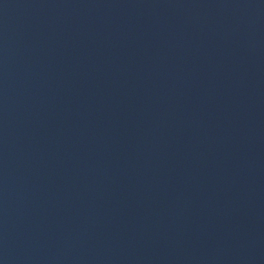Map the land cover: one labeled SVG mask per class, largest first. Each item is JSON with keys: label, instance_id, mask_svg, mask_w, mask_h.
I'll list each match as a JSON object with an SVG mask.
<instances>
[{"label": "water", "instance_id": "obj_1", "mask_svg": "<svg viewBox=\"0 0 264 264\" xmlns=\"http://www.w3.org/2000/svg\"><path fill=\"white\" fill-rule=\"evenodd\" d=\"M0 264H264V0H0Z\"/></svg>", "mask_w": 264, "mask_h": 264}]
</instances>
